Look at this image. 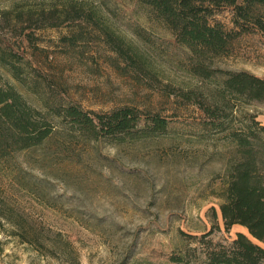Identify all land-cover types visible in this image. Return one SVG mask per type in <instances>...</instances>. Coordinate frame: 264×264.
Returning <instances> with one entry per match:
<instances>
[{
    "label": "rangeland",
    "instance_id": "obj_1",
    "mask_svg": "<svg viewBox=\"0 0 264 264\" xmlns=\"http://www.w3.org/2000/svg\"><path fill=\"white\" fill-rule=\"evenodd\" d=\"M234 15L224 5L211 21L237 32ZM253 17L264 21V2ZM249 25L226 53L198 59L140 0H0V82L55 125L40 144L0 149V264H65L21 237L58 241L57 233L83 264H176L170 258L180 252L188 264H204L200 237L212 229V207L214 242L248 234L240 224L226 231L216 195L237 157L229 128L252 113L264 124V102L214 93L227 70L264 78V30ZM69 105L89 114L129 106L142 127L154 115L168 125L93 138L53 115Z\"/></svg>",
    "mask_w": 264,
    "mask_h": 264
},
{
    "label": "trees",
    "instance_id": "obj_2",
    "mask_svg": "<svg viewBox=\"0 0 264 264\" xmlns=\"http://www.w3.org/2000/svg\"><path fill=\"white\" fill-rule=\"evenodd\" d=\"M140 1L151 5L175 33L177 40L188 46L198 59L226 53L239 31L252 28L250 23L264 30V21L252 18L254 5L264 0H244V4L238 0ZM224 5L234 6V23L239 31L227 30L221 22L211 21L215 10ZM194 69L209 77L207 70L199 64ZM225 74L221 87L214 93L215 97L226 99L229 94L237 103L264 102V78L246 70H227ZM54 110L53 115L57 113L71 118L72 123H78L93 138H121L124 134L134 138L142 136L140 133L151 135V132H162L168 125L166 118L154 115L149 118L151 124L142 127L139 110L129 106L92 114L76 105ZM211 111L217 113L216 109ZM46 114L49 113L32 107L12 84L0 82V149H6L3 148L6 143L23 148L42 143L55 129ZM256 116L249 114V118L244 119L238 128H229L227 135L236 145L237 157L227 167L223 187L216 195L221 200L219 207L226 231L240 224L247 228L248 234L237 231L228 242H214L210 235L219 230L220 225L216 209L212 207V229L200 237V242L205 244L204 264H264V124L256 120ZM21 237L39 254L58 257L65 264H83L71 241L60 233L55 237L58 241L51 239V235L22 234ZM170 259L176 264H188L190 261L185 260L182 252L173 254Z\"/></svg>",
    "mask_w": 264,
    "mask_h": 264
},
{
    "label": "bare ground",
    "instance_id": "obj_3",
    "mask_svg": "<svg viewBox=\"0 0 264 264\" xmlns=\"http://www.w3.org/2000/svg\"><path fill=\"white\" fill-rule=\"evenodd\" d=\"M246 228V227H245Z\"/></svg>",
    "mask_w": 264,
    "mask_h": 264
}]
</instances>
